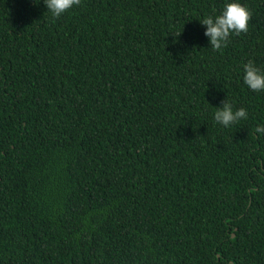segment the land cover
I'll return each mask as SVG.
<instances>
[{
  "label": "trees",
  "instance_id": "obj_1",
  "mask_svg": "<svg viewBox=\"0 0 264 264\" xmlns=\"http://www.w3.org/2000/svg\"><path fill=\"white\" fill-rule=\"evenodd\" d=\"M0 0V264H264V0ZM248 118L213 120L223 100ZM234 235V237H232Z\"/></svg>",
  "mask_w": 264,
  "mask_h": 264
},
{
  "label": "clouds",
  "instance_id": "obj_2",
  "mask_svg": "<svg viewBox=\"0 0 264 264\" xmlns=\"http://www.w3.org/2000/svg\"><path fill=\"white\" fill-rule=\"evenodd\" d=\"M37 3L40 0H36ZM47 12L58 17L79 4V0H43ZM251 11L240 0H225L219 14H206L198 21L204 26V35L208 37L209 46L213 50H221L229 41L230 35L248 31ZM243 83L252 91L264 92V68L258 67L249 60L242 65ZM213 120L223 127H230L242 119L248 118L244 108L233 109L226 99L220 106H215ZM254 133L264 135V124L255 127Z\"/></svg>",
  "mask_w": 264,
  "mask_h": 264
},
{
  "label": "water",
  "instance_id": "obj_3",
  "mask_svg": "<svg viewBox=\"0 0 264 264\" xmlns=\"http://www.w3.org/2000/svg\"><path fill=\"white\" fill-rule=\"evenodd\" d=\"M232 237H234V235Z\"/></svg>",
  "mask_w": 264,
  "mask_h": 264
}]
</instances>
